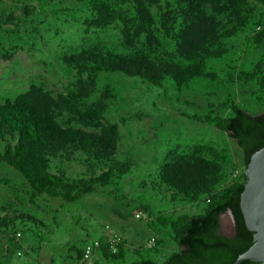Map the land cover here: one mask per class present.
I'll return each instance as SVG.
<instances>
[{"label": "rangeland", "instance_id": "obj_1", "mask_svg": "<svg viewBox=\"0 0 264 264\" xmlns=\"http://www.w3.org/2000/svg\"><path fill=\"white\" fill-rule=\"evenodd\" d=\"M87 1L0 0V103L36 85L61 100L63 116L71 125L84 127L74 110L87 113L100 109L102 118L97 122L111 124L118 132L114 157L131 161L132 170L69 203L45 195L32 199L26 180L10 165L0 162V215H29L43 225L17 220L10 231L0 229L2 264L19 261L28 253L26 247L34 243L45 248L46 256L53 260L50 264H66L59 257L61 253L77 254L86 242L109 233L119 235L132 247L155 245L150 240L158 238V234L147 225L149 212L193 215L202 213L205 206L203 201L172 197L171 190L163 185L159 190L152 188L151 181L163 162L191 154L203 157L219 167L221 186L237 179L243 170V154L235 140L185 114L212 110L228 116L231 111L225 104L227 96L251 115L264 113V90L247 75L264 59V38L256 40L264 29V6L258 0H237L236 10L228 9L216 16L219 38L213 48L225 52L218 59H206L203 75L191 79L187 88H177L171 82L161 88L118 71L97 68H87L79 74L68 66L63 60L66 54L91 44L119 52L127 50L121 21L97 14ZM149 8L158 19L168 5L161 0ZM204 8L213 12L210 4ZM117 9L126 16L134 13L130 2ZM161 43L168 49L173 47L170 41ZM206 73H214L215 78ZM69 118L75 121L71 123ZM90 126L86 128L99 130ZM61 167L71 178L100 171V167L75 160L66 161ZM141 181L148 185L142 187ZM224 219L227 226L224 228L223 224L222 231L227 234L231 232L232 220L229 214ZM18 230L19 236L14 234ZM162 236L157 262L178 250L168 236ZM126 258L128 262L137 259L131 254Z\"/></svg>", "mask_w": 264, "mask_h": 264}, {"label": "trees", "instance_id": "obj_2", "mask_svg": "<svg viewBox=\"0 0 264 264\" xmlns=\"http://www.w3.org/2000/svg\"><path fill=\"white\" fill-rule=\"evenodd\" d=\"M236 1L165 0L168 9L155 19L149 5H156L161 0H113L112 3L88 0L97 14L121 21L127 50L119 52L96 43L66 54L63 60L79 74L87 68H97L137 77L152 86L164 88L171 82L177 88H187L191 79L203 75L206 59H218L224 54L225 50L213 48L219 38L216 16L228 9L236 10ZM258 1L264 6V0ZM126 2L132 3L133 15L126 16L117 9ZM206 4L213 7V12L204 8ZM262 38L264 29L256 35L257 41ZM161 40L170 41L173 47L168 49ZM205 75L215 78L214 73ZM247 75L264 90V59L258 61ZM163 94L167 97L166 91ZM225 104L231 111L228 116L212 110L185 116L224 131L235 140L243 154V170L239 177L228 185H218L221 181L219 167L193 154L163 162L157 177L151 181L152 188L159 190L163 185L171 190L172 197L189 202L203 201L202 213L153 215L149 212L147 225L155 235L158 234L156 246L136 248L121 239L113 253L108 243L114 234H103L98 238L100 247L96 251V264H232L254 243L253 232L244 223L239 203L249 158L264 146V113L251 115L229 96ZM63 110L61 100L36 85L30 91L0 103V162L10 165L26 180L32 199L45 195L73 203L96 192L98 185H106L112 178H122L132 170L131 161H119L114 157L118 132L111 124L97 122L102 118L100 109L87 113L74 110L75 115L80 116L78 119L83 120L84 127L67 123ZM74 121L75 118L70 119L71 123ZM90 125L99 130L87 129L92 127ZM70 160L100 167V171L68 177L61 165ZM140 185L146 187L148 182L141 181ZM141 205L149 210L144 202ZM226 210H230L234 221L235 236L232 238L219 233V216ZM17 220L43 226L40 220L29 215H0V229L10 231ZM159 234L168 236L178 247L161 262H157L156 257L157 246L163 243V236ZM127 254L137 259L128 262ZM240 264L260 263L246 260Z\"/></svg>", "mask_w": 264, "mask_h": 264}, {"label": "water", "instance_id": "obj_3", "mask_svg": "<svg viewBox=\"0 0 264 264\" xmlns=\"http://www.w3.org/2000/svg\"><path fill=\"white\" fill-rule=\"evenodd\" d=\"M246 181L240 195V209L244 223L253 232L254 243L240 253L232 264L253 261L264 264V146L253 152L245 169ZM226 214L231 216L230 233L222 231L223 219ZM219 233L227 237L235 236V226L230 210L219 216Z\"/></svg>", "mask_w": 264, "mask_h": 264}, {"label": "crops", "instance_id": "obj_4", "mask_svg": "<svg viewBox=\"0 0 264 264\" xmlns=\"http://www.w3.org/2000/svg\"><path fill=\"white\" fill-rule=\"evenodd\" d=\"M84 246V245H83ZM83 246L79 249L78 253H61L59 257L63 259V261L66 264H79L80 263V254ZM28 248V249H27ZM28 250L27 254L20 257V260L17 261V259L12 262L11 264H21L20 261H23V264H50L52 263V258H49L47 255V252L45 248L42 247L40 243H34V246H28L26 247ZM97 256V253L95 255V258Z\"/></svg>", "mask_w": 264, "mask_h": 264}, {"label": "built area", "instance_id": "obj_5", "mask_svg": "<svg viewBox=\"0 0 264 264\" xmlns=\"http://www.w3.org/2000/svg\"><path fill=\"white\" fill-rule=\"evenodd\" d=\"M136 216H139V215H136ZM16 235L19 236L20 233L18 232ZM120 241H121V237L117 234H114L110 237L108 245H109L111 252L115 253L117 251V245L119 244ZM150 241L154 242L155 238L152 237ZM150 244H153V243H150ZM99 247H100V242L98 239H94V240L86 242L82 248V254H81L79 264H96L95 255Z\"/></svg>", "mask_w": 264, "mask_h": 264}, {"label": "flooded vegetation", "instance_id": "obj_6", "mask_svg": "<svg viewBox=\"0 0 264 264\" xmlns=\"http://www.w3.org/2000/svg\"><path fill=\"white\" fill-rule=\"evenodd\" d=\"M226 223H227V220L224 219V220H223L224 228H225V226H227ZM223 232H224V231H223ZM224 233H226V232H224Z\"/></svg>", "mask_w": 264, "mask_h": 264}]
</instances>
